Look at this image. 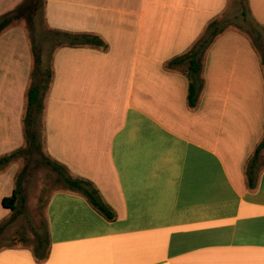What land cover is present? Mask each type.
Here are the masks:
<instances>
[{
    "label": "crops",
    "instance_id": "crops-1",
    "mask_svg": "<svg viewBox=\"0 0 264 264\" xmlns=\"http://www.w3.org/2000/svg\"><path fill=\"white\" fill-rule=\"evenodd\" d=\"M22 2L0 0V17ZM230 3L45 0L49 29L94 33L108 45L53 52L43 122L46 154L90 181L115 219L59 191L46 236L0 248V264H264V167L254 187L246 174L264 139L261 55L238 30L219 35L203 57L193 108L187 65H168ZM248 9L264 31V0H248ZM11 28L0 35V158L25 145L33 69L25 31V42H2ZM18 171L17 161L0 170V224L12 215L2 202Z\"/></svg>",
    "mask_w": 264,
    "mask_h": 264
},
{
    "label": "trees",
    "instance_id": "trees-1",
    "mask_svg": "<svg viewBox=\"0 0 264 264\" xmlns=\"http://www.w3.org/2000/svg\"><path fill=\"white\" fill-rule=\"evenodd\" d=\"M248 6V0H243ZM45 0H23V2L13 11L0 17V35L8 28L20 21H25L27 25V32L34 30L35 18L37 13L43 7ZM230 28L225 19V14L211 21L205 29L203 35L197 40L194 46L185 54L173 59L169 62V67H176L187 65L186 74L189 79V94L188 103L191 108L195 107L199 98L200 91L203 87V82L200 78L202 70V61L206 51L209 49L215 39ZM54 38L55 47L53 52L60 47H84L91 46L108 49L105 41L94 33H70L59 30L49 29ZM251 39V37H250ZM254 44V42H253ZM31 50L33 54V69L31 73L30 85L26 95L25 113L23 116V133L25 138V145L0 158V170L5 169L9 164L15 162L17 159H24L27 164L35 156H39L41 161L50 167L64 184V190L79 193L84 196L93 208L102 214L107 220L113 221L115 214L113 210L101 199L99 191L88 180L81 178H73L67 167L53 160L46 154L44 144V111H45V97L50 89L53 70L52 65L44 68L42 56L31 41ZM257 48V46L254 44ZM258 50V49H257ZM52 52V54H53ZM259 52V50H258ZM260 54V53H259ZM261 55V54H260ZM262 63L264 65V58L261 55ZM52 59V56H51ZM51 64V63H50ZM43 127V128H42ZM42 128L43 130H41ZM264 149V139L257 147L254 156L247 165V179L249 186H255V168L258 165L259 157ZM26 167L16 176V187L13 194L3 199V207L9 209L12 215L9 219L0 224V236L4 233L6 228L11 225L17 217L18 204L23 200L22 194V178L25 175ZM48 236V234H47ZM48 239L38 238L39 247L48 245ZM35 255L42 261L46 255H40L35 250Z\"/></svg>",
    "mask_w": 264,
    "mask_h": 264
},
{
    "label": "rangeland",
    "instance_id": "rangeland-1",
    "mask_svg": "<svg viewBox=\"0 0 264 264\" xmlns=\"http://www.w3.org/2000/svg\"><path fill=\"white\" fill-rule=\"evenodd\" d=\"M225 19L230 25L229 29L238 30L251 37L252 42L264 58V31L253 21L248 6L243 0H231L225 13ZM9 30L6 34L7 37L2 42H25V31L29 44L33 41L39 50L43 59V67L46 68L51 65V56L55 44L45 22L43 7L37 13L32 32H27L25 21L15 23ZM42 128L40 129L43 130ZM262 152L256 167L258 171L264 167V149ZM16 161L19 164L17 174L26 167L25 175L21 180V197L23 200L18 204L16 220L0 236V248L20 244L36 245L38 236L45 237L48 204L55 193L64 190V184L58 174L44 164L39 156L33 157L28 164L24 159H17ZM54 213L55 211H53V217H55ZM97 228L102 230L101 226Z\"/></svg>",
    "mask_w": 264,
    "mask_h": 264
}]
</instances>
